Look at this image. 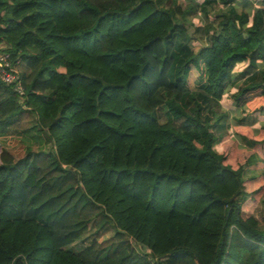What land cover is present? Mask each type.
I'll return each instance as SVG.
<instances>
[{"label":"trees","instance_id":"16d2710c","mask_svg":"<svg viewBox=\"0 0 264 264\" xmlns=\"http://www.w3.org/2000/svg\"><path fill=\"white\" fill-rule=\"evenodd\" d=\"M0 39L27 69L25 97L0 80V137L54 144L0 154V264H264V182L226 163L211 108L248 62L228 96L237 123L264 114V0H0Z\"/></svg>","mask_w":264,"mask_h":264},{"label":"crops","instance_id":"0c3cea01","mask_svg":"<svg viewBox=\"0 0 264 264\" xmlns=\"http://www.w3.org/2000/svg\"><path fill=\"white\" fill-rule=\"evenodd\" d=\"M247 63L248 62L241 63L239 65V68L237 69V72H241L242 68L245 65H247ZM19 66L20 65H18V67ZM237 72L235 74H237ZM257 73L259 74L258 71L253 72V74L249 75L250 78L251 76ZM247 77L248 76H245L241 80H244V79L246 80ZM240 82L241 81H239L234 86L235 90L237 88V85ZM234 91L232 90V92ZM224 96H228V94L225 93ZM230 104L233 105V108H235L238 111V114L236 113L232 115L231 119L237 120V117L244 116V113L242 112V110L237 109L235 105L233 104V102ZM222 113L226 114L225 118L222 120L221 123H218L215 126L216 134L218 136V144H217L218 151L220 153L226 154L227 156L226 163L228 165H230L234 169L242 168L243 180H245L247 184H249L250 187L260 185L262 182H264V154L254 148V146L250 143V140L248 137L240 135L239 133L247 132V130H249L247 127L252 128L255 133H258L261 130H263L264 123H260L259 120L261 119L264 120V114L256 115V117L258 118V122L256 123L241 124V126H245L244 128V127H238L240 123H229V119H230L229 113H226V112H222ZM259 204L264 205V195L261 198V200L258 202V206ZM254 213H255V210H254ZM256 217L258 218L257 215Z\"/></svg>","mask_w":264,"mask_h":264},{"label":"rangeland","instance_id":"374dc122","mask_svg":"<svg viewBox=\"0 0 264 264\" xmlns=\"http://www.w3.org/2000/svg\"><path fill=\"white\" fill-rule=\"evenodd\" d=\"M239 8H241V5H239ZM195 15L191 16L193 18V23H194V25L192 27V31L195 34V36L202 37L205 39V34L203 31V25L201 24L200 20H198L197 18L194 17ZM194 46H195V50L197 51L199 49L198 44H196ZM19 69L21 70V72L27 70L25 65H23V64H21L19 66ZM200 73H201L200 69L198 70L196 68H193V73H191V76L189 78L191 89L197 88L198 81H199V78L201 75ZM244 77L245 76L242 74V72H237V74L234 75L233 81L228 85L226 93L228 94L232 90L234 91L235 90L234 86L239 81L250 82V81H252V79L255 80V79L260 78L258 73L251 76V78H250V76H248L246 78V80L245 79L241 80ZM230 103H232V102H231L229 96H223L220 100L212 101L211 108H214V110H215L214 118L217 117L220 113L226 112V113H229V115H230V116L228 115L230 118L229 123H237L235 119H231V116L236 114V113L238 114V111L235 108H233V105H231ZM33 121H34L33 116L29 115L28 118L26 119V121L24 122L23 127L24 128L30 127ZM256 122H258V119ZM259 122L264 123V120L261 119V120H259ZM239 125L241 126V124H239ZM3 130L5 131V135L0 137V154L4 149H7L9 151H13L15 153H23L26 150L25 144H27V145L30 144L34 149H40L43 147L44 148L47 147L48 150L49 149L52 150L54 148V144L52 142H49L47 144L40 143V141L33 139L32 136L30 135V133L29 134L27 132L24 133L25 131L21 130L20 128H16V127L7 128L6 127ZM28 141H29V143H28ZM263 206L264 205H262V204H259V206H258V202H257L256 207L254 208L255 213L258 216L259 220H261L262 224H264V207ZM94 230H95V226L92 225L90 230L85 234V236L82 238V240L74 243L73 245L70 246V248H72L74 250H79L83 246L88 245L92 240V233L94 232ZM110 236H111V234L109 233L105 237H110Z\"/></svg>","mask_w":264,"mask_h":264},{"label":"built area","instance_id":"2783aa9c","mask_svg":"<svg viewBox=\"0 0 264 264\" xmlns=\"http://www.w3.org/2000/svg\"><path fill=\"white\" fill-rule=\"evenodd\" d=\"M6 48L7 44L0 39V80L7 85H11L19 96L25 97L21 70L11 60L12 55Z\"/></svg>","mask_w":264,"mask_h":264},{"label":"water","instance_id":"95a60500","mask_svg":"<svg viewBox=\"0 0 264 264\" xmlns=\"http://www.w3.org/2000/svg\"><path fill=\"white\" fill-rule=\"evenodd\" d=\"M203 45H205V43H203Z\"/></svg>","mask_w":264,"mask_h":264}]
</instances>
